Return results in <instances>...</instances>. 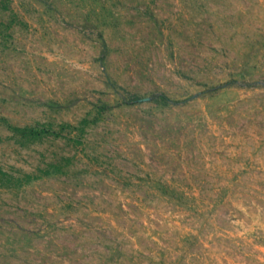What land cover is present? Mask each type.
Wrapping results in <instances>:
<instances>
[{
  "label": "rangeland",
  "instance_id": "obj_1",
  "mask_svg": "<svg viewBox=\"0 0 264 264\" xmlns=\"http://www.w3.org/2000/svg\"><path fill=\"white\" fill-rule=\"evenodd\" d=\"M0 264H264V0H0Z\"/></svg>",
  "mask_w": 264,
  "mask_h": 264
}]
</instances>
